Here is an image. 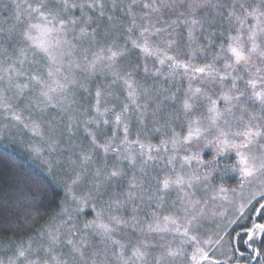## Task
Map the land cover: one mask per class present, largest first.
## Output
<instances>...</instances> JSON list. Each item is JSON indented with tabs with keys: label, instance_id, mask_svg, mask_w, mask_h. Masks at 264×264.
<instances>
[{
	"label": "rangeland",
	"instance_id": "rangeland-1",
	"mask_svg": "<svg viewBox=\"0 0 264 264\" xmlns=\"http://www.w3.org/2000/svg\"><path fill=\"white\" fill-rule=\"evenodd\" d=\"M0 12V141L64 195L33 236L0 240V264H230L226 231L264 195V0H0ZM225 139L248 146L215 170L185 160H211Z\"/></svg>",
	"mask_w": 264,
	"mask_h": 264
},
{
	"label": "trees",
	"instance_id": "trees-1",
	"mask_svg": "<svg viewBox=\"0 0 264 264\" xmlns=\"http://www.w3.org/2000/svg\"><path fill=\"white\" fill-rule=\"evenodd\" d=\"M63 198L62 188L36 160L16 144L0 141V240L33 236L59 211ZM261 205L264 195L254 199L227 229L228 263L264 264V233L249 241L253 225L264 224Z\"/></svg>",
	"mask_w": 264,
	"mask_h": 264
},
{
	"label": "snow or ice",
	"instance_id": "snow-or-ice-1",
	"mask_svg": "<svg viewBox=\"0 0 264 264\" xmlns=\"http://www.w3.org/2000/svg\"><path fill=\"white\" fill-rule=\"evenodd\" d=\"M35 27V26H34ZM230 51L232 52V54L235 56L236 61L239 62L241 61L244 56H243V52L241 50H238L237 48L233 47L230 49ZM196 71L198 72H203L204 69L202 68H198L196 69ZM99 95V94H98ZM260 94L257 93V96H259ZM215 103V102H213ZM187 107V105H186ZM117 119L119 120V117H117ZM201 132L199 129H196L195 131L190 130L187 137L184 138L185 142H191L193 139L199 140L201 137ZM241 135L245 136L248 139V143H251V139L250 137L253 135H259V133H252L251 131L249 132H245L242 133ZM248 143L245 144H241L239 146L235 145V144H230L226 139L223 141H219V143L217 144V151L215 153V155L213 156V158L211 160H204L201 158V152L203 151V149H201L200 151L196 152L194 155L190 156V157H185V160L188 162L191 161H196L197 164L199 165H203L204 167H211L213 170H215V166L217 164V159L216 157L224 154L226 151H229L231 149H235L237 147H247ZM204 148H211L213 147V143L212 142H208L206 144H204L203 146ZM205 155H207V153H205ZM236 155L238 156V164L241 165L242 167H240V172L243 173L244 175H251L252 174V169L248 166V159L247 157L237 151ZM116 173H113V175H115ZM205 179H207V177H205ZM169 186V181L165 180L164 181V187L168 188ZM261 209L264 210V205H261ZM253 229L257 230L259 233H264V224H254L253 225ZM256 238V233L252 232L249 234V241H252ZM251 246V245H249ZM258 254V253H257Z\"/></svg>",
	"mask_w": 264,
	"mask_h": 264
}]
</instances>
